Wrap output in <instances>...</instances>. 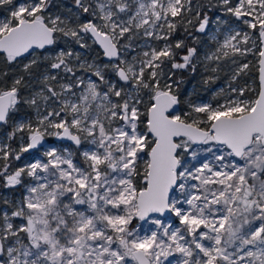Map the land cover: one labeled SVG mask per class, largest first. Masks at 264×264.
I'll list each match as a JSON object with an SVG mask.
<instances>
[{"label": "snow or ice", "instance_id": "obj_1", "mask_svg": "<svg viewBox=\"0 0 264 264\" xmlns=\"http://www.w3.org/2000/svg\"><path fill=\"white\" fill-rule=\"evenodd\" d=\"M0 187V264H264V0H0Z\"/></svg>", "mask_w": 264, "mask_h": 264}, {"label": "rangeland", "instance_id": "obj_2", "mask_svg": "<svg viewBox=\"0 0 264 264\" xmlns=\"http://www.w3.org/2000/svg\"><path fill=\"white\" fill-rule=\"evenodd\" d=\"M252 64H253V67L251 68V71H250V73H249V76H248V77H245L244 79H247L248 82H249V84H251L253 87H255V81H254V76H253V74H254V70H255V69L257 70V64H256V60H255L254 58H252ZM241 83H243V80H241ZM200 84H201V82H199V83L197 84V86H200ZM225 86H226V85H225ZM200 87H202V88H201V91H203V88H204L203 84H201ZM212 87H213V88H216V85L214 84V85H212ZM193 90H194V88H193V89L191 88L190 92H192ZM203 92H204V91H203ZM203 92H197V94H199V95H204ZM0 191H3L2 187H0Z\"/></svg>", "mask_w": 264, "mask_h": 264}, {"label": "trees", "instance_id": "obj_3", "mask_svg": "<svg viewBox=\"0 0 264 264\" xmlns=\"http://www.w3.org/2000/svg\"><path fill=\"white\" fill-rule=\"evenodd\" d=\"M253 76H254V81H255V87H257V70L256 69L254 70ZM186 80H191V78L186 77ZM198 83H199L198 79L197 80H191L190 83L186 84L187 90L190 92L191 88L192 89L194 88L197 92H203V91H201L202 87H200L202 83L200 84V86H197ZM203 93H204V95H206V92H203Z\"/></svg>", "mask_w": 264, "mask_h": 264}, {"label": "water", "instance_id": "obj_4", "mask_svg": "<svg viewBox=\"0 0 264 264\" xmlns=\"http://www.w3.org/2000/svg\"><path fill=\"white\" fill-rule=\"evenodd\" d=\"M258 65H257V87H258V84H259V81H258ZM70 143V142H69Z\"/></svg>", "mask_w": 264, "mask_h": 264}, {"label": "flooded vegetation", "instance_id": "obj_5", "mask_svg": "<svg viewBox=\"0 0 264 264\" xmlns=\"http://www.w3.org/2000/svg\"><path fill=\"white\" fill-rule=\"evenodd\" d=\"M63 143L70 144L69 142H63Z\"/></svg>", "mask_w": 264, "mask_h": 264}]
</instances>
